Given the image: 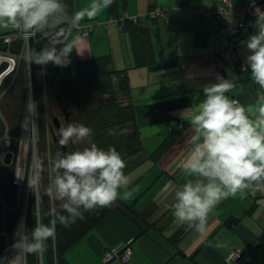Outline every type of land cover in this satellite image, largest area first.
Listing matches in <instances>:
<instances>
[{
  "label": "crops",
  "instance_id": "crops-1",
  "mask_svg": "<svg viewBox=\"0 0 264 264\" xmlns=\"http://www.w3.org/2000/svg\"><path fill=\"white\" fill-rule=\"evenodd\" d=\"M73 11L75 1L71 0ZM90 0H84V7ZM117 16L146 15L151 5L167 11L165 19H143L151 32L156 63L135 67L129 35L122 28L105 27L111 16L108 8L80 26L92 25L86 37L81 29L72 30L75 41L71 64L80 59L110 55L115 69H125L130 84L135 119L145 154L128 159L123 170L129 177L128 199H118L120 208L112 210L90 232L65 253L69 264H104L105 248L131 241V264H226L232 250L248 254L247 264H264V187L246 189L222 200L210 213L206 229L196 232L179 223L173 215L175 191L190 177L180 167L195 135L190 119L204 98L203 86L217 82V75L232 79L235 87L227 95L243 105L255 104L262 90L242 75L237 65L247 64L246 44L255 34V21L230 16L219 20L213 12L221 0H115ZM90 22V23H89ZM16 31L0 27V34ZM221 61L222 68L216 66ZM246 76V77H245ZM186 96L191 105L177 109V118L189 123L176 142L157 161L148 158L170 131L181 129L177 119L150 125L145 106L149 102ZM58 202V201H57ZM59 204V203H58ZM145 226L134 221L130 210ZM108 264H119L113 260ZM243 264V263H232Z\"/></svg>",
  "mask_w": 264,
  "mask_h": 264
},
{
  "label": "clouds",
  "instance_id": "clouds-1",
  "mask_svg": "<svg viewBox=\"0 0 264 264\" xmlns=\"http://www.w3.org/2000/svg\"><path fill=\"white\" fill-rule=\"evenodd\" d=\"M113 0H90L84 8L69 12L64 0H0V27L12 28L47 40L40 50H30L32 64L52 63L66 67L75 41L68 39L85 17L92 19L109 8ZM255 34L249 36L246 57L250 76L264 90V12L256 10ZM63 33V36L59 34ZM217 82L203 86L204 98L195 107L190 124L195 135L180 167L190 177L175 191L174 218L196 232L206 229L212 210L222 201L243 195L246 189L264 187V91L255 104L243 105L227 93L235 87L232 79L217 75ZM59 144L67 146L90 140L92 129L81 123H68L58 130ZM125 160L114 148L95 143L82 150L57 152L52 162L53 178L46 194L61 201L67 215L51 210L48 224L36 222L30 235L21 224L19 239L13 245L22 251L38 253L53 238L56 224L68 226L83 212L110 207L118 199H128L129 177ZM31 189L38 178L28 181Z\"/></svg>",
  "mask_w": 264,
  "mask_h": 264
},
{
  "label": "trees",
  "instance_id": "trees-1",
  "mask_svg": "<svg viewBox=\"0 0 264 264\" xmlns=\"http://www.w3.org/2000/svg\"><path fill=\"white\" fill-rule=\"evenodd\" d=\"M64 2L68 6L69 12H73L71 0H64ZM154 7L156 6L151 5L150 10ZM160 9L163 12L162 16L155 18L146 17L145 19H165L167 11L163 8ZM108 13L117 16V3H115V0H113V3L108 8ZM121 28L129 35L134 66L146 67L155 64L157 61L151 43L150 26L141 22L133 24L129 21ZM16 31L4 32L0 36ZM59 35L63 36V33ZM46 43L47 40L41 38L39 34L30 37L29 52L30 50H40ZM20 46L21 41H17L15 44L17 52L20 51ZM236 68H238V65ZM240 74L245 75L247 73ZM43 81L55 84L60 90V96H58L59 103H61L60 107L70 114L72 123H81L92 129L91 139L85 141L87 143L86 147L90 146L91 143H95L99 148L104 150L114 147L121 154L125 162L133 156L145 154L139 127L135 119V110L131 99L130 84L126 70L115 69L110 55L80 59L74 65L70 63L66 67L56 66L52 63L41 66L32 64L29 61L28 68L25 60L22 59L13 80L10 77L4 79L0 88L1 94V91L9 83L10 86L6 92L16 91L20 87L24 91V94L20 98L17 121H14L17 135L11 134L14 130L11 133L7 130L5 131V128L1 125L3 121L0 120V137H8L11 134L12 141L8 140L7 151L11 153V161L13 163L16 161L18 152L19 141L17 139L20 137V129L26 119L27 97L29 92H31L33 122L35 116V133L37 134V139L34 141V152L36 151L38 156L35 166L38 167V185L42 188V193L39 195L37 187V190L35 191L34 188V193H32V199H34V222L30 220V227L25 229L26 232L30 231L28 232L29 235L35 227L36 222L49 223L52 219L50 213L53 208L60 214L67 215L61 209L62 202L51 206L50 197L46 194L47 166L43 156L47 148L45 149V146L41 145L40 138V135L44 132L45 124L42 111L44 101H42L43 97L41 96ZM64 97L68 98V103L64 102ZM4 102L3 97L0 100V105H4ZM190 105V99L186 96L158 100L146 104L145 112L148 124L154 125L173 119H177L181 124L180 130L170 131L166 134L155 150L147 154L148 158L153 161L159 160L176 142L182 131L188 127L189 123L177 118L174 111ZM7 121L9 123L10 119ZM30 160L31 152L28 155V164ZM120 207L123 206H120V203L116 201L110 207L83 212L82 219L77 218L75 222H70L68 226L57 222L54 237L46 241L45 248L42 251L38 253L24 251L25 264H69L65 259V253L112 210ZM130 211L137 224L141 226L146 225L132 209ZM5 240L6 244H8L7 250L12 246L13 242H11L12 240L8 236Z\"/></svg>",
  "mask_w": 264,
  "mask_h": 264
},
{
  "label": "rangeland",
  "instance_id": "rangeland-1",
  "mask_svg": "<svg viewBox=\"0 0 264 264\" xmlns=\"http://www.w3.org/2000/svg\"><path fill=\"white\" fill-rule=\"evenodd\" d=\"M76 10L84 8V0H74ZM144 16V15H137ZM87 23V21H83ZM90 23V22H89ZM74 65V64H73ZM13 80V79H12ZM6 82V81H5ZM10 84L1 91L0 100L4 97V105H0V120L3 121L1 125L12 135H17L15 128V122L17 121V113L19 111V103L21 95L24 94L22 87L16 91H7ZM6 92V93H5ZM2 96V97H1ZM41 96L43 97V121L44 132L40 135L41 145L46 149L44 158L47 166V186L53 178L52 162L55 159L57 152H64L59 142H55L50 131L52 118L58 119L61 127L66 126L63 114L61 112V103H59L58 96H60V90L55 84L43 81V87L41 90ZM32 101L31 92L27 97L26 119L20 129V137L17 139L18 152L16 155V161L12 163V155L7 151V142L0 139V264H25V253L19 248L13 247V245L19 239L17 235L18 226L21 224L24 226V230L30 227V220L34 222V199H32V193L34 188L29 187L28 181L34 176L37 177V152H34V141L37 139L35 133L36 117L34 116L32 108L28 111V106ZM64 102L68 103V98L64 97ZM32 106V105H31ZM33 107V106H32ZM8 119L10 122L8 123ZM15 128V129H14ZM11 134L8 136L7 141H12ZM87 146L85 141L77 142L75 144L69 143L66 146L65 152H71L76 150H82ZM31 152V160L28 164V155ZM64 152V153H65ZM10 154V163L5 164L4 160ZM20 160L23 161V167L20 168ZM12 163V164H11ZM14 166V167H13ZM28 169V170H27ZM38 178V177H37ZM26 179V180H25ZM25 180V181H24ZM39 195L42 193V188L37 185ZM35 188V191L37 190ZM37 193V192H36ZM52 202V203H51ZM51 206H55L61 201L50 198ZM26 231V230H25ZM30 231H27V233ZM9 237L13 242L12 246L6 250L8 244H6V237ZM4 247V248H3Z\"/></svg>",
  "mask_w": 264,
  "mask_h": 264
},
{
  "label": "built area",
  "instance_id": "built-area-1",
  "mask_svg": "<svg viewBox=\"0 0 264 264\" xmlns=\"http://www.w3.org/2000/svg\"><path fill=\"white\" fill-rule=\"evenodd\" d=\"M259 9L261 12H264V0H221L220 5L213 12L219 20L227 17H234L237 19V27H243V21L252 20L256 21L257 13L256 10ZM163 15L162 10L159 7H154L152 10L144 16H113L111 15L105 21V27L115 26L121 28L126 22H131L133 24L141 22L146 17L155 18ZM92 25L88 24L86 26H79L78 29L82 30V35L87 36L92 30ZM29 36L20 31L11 32L3 34L0 36V88L4 79L10 77L14 78L17 74L20 61L25 60L27 67L29 68ZM17 41H21L20 51H16L15 44ZM217 68L221 69V61L216 62ZM238 72L248 73L250 69L247 64H239ZM237 100V99H235ZM0 139L7 142L8 146V137H0ZM131 241L122 242L118 245L107 247L103 253L104 264H108L113 260L119 261V264H131ZM251 260V257L248 254H242L239 250H232L225 257L226 264L232 263H243L247 264Z\"/></svg>",
  "mask_w": 264,
  "mask_h": 264
},
{
  "label": "water",
  "instance_id": "water-1",
  "mask_svg": "<svg viewBox=\"0 0 264 264\" xmlns=\"http://www.w3.org/2000/svg\"><path fill=\"white\" fill-rule=\"evenodd\" d=\"M31 105H32V103H31V101H30V104H29V106H28V111L31 110V108H32ZM64 117H65V119H66L67 124H68V123H72V122H71V119H70V114H69L68 112H65ZM25 122H26V121H25ZM53 122H54V125H55V127H56L57 135H58V130L61 128L60 123H59L58 119H56V118H54ZM58 137H59V136H58ZM54 138L57 139L56 136H55ZM60 146H61V145H60ZM61 148L63 149L64 152L66 151V146H61ZM10 156H11L10 154H7V156H6L5 160H4V162H5L6 165H8V164L10 163ZM22 163H23V161L20 160V163H19L20 168L23 167Z\"/></svg>",
  "mask_w": 264,
  "mask_h": 264
},
{
  "label": "flooded vegetation",
  "instance_id": "flooded-vegetation-1",
  "mask_svg": "<svg viewBox=\"0 0 264 264\" xmlns=\"http://www.w3.org/2000/svg\"><path fill=\"white\" fill-rule=\"evenodd\" d=\"M61 112H62V114H63V118H64L65 123H66V126H67V122H66V119H65V117H64V114H65V112H66L65 109H62V108H61ZM53 120H54V118H52V120H51L50 131H51V135H52L54 141H55V142H58V141H59V137H58V135H57V130H56V127H55V125H54ZM60 126H61V125H60ZM55 136H56L57 139L54 138ZM62 153H64V152H62Z\"/></svg>",
  "mask_w": 264,
  "mask_h": 264
}]
</instances>
